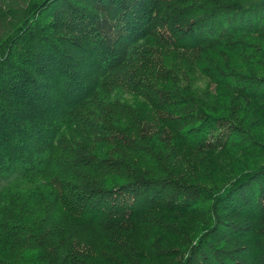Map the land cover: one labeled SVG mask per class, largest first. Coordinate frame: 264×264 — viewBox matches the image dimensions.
<instances>
[{"label":"trees","instance_id":"1","mask_svg":"<svg viewBox=\"0 0 264 264\" xmlns=\"http://www.w3.org/2000/svg\"><path fill=\"white\" fill-rule=\"evenodd\" d=\"M257 124L264 0H0V264H264Z\"/></svg>","mask_w":264,"mask_h":264},{"label":"rangeland","instance_id":"2","mask_svg":"<svg viewBox=\"0 0 264 264\" xmlns=\"http://www.w3.org/2000/svg\"><path fill=\"white\" fill-rule=\"evenodd\" d=\"M256 1H258V0H239V2H241L242 4H245V5L248 4V3L250 4V3L256 2ZM151 53L153 55H156V56L159 55V57H161V58L163 57L165 61H166V59H168V56L163 55L162 53H157V52H153V51H151ZM131 66L132 65H129L125 69V74L128 75V74H130L132 72V70L136 69V68H130ZM177 74H179V72ZM175 81L177 83H179V75L176 76ZM207 84L208 83H207L205 78L198 77L197 83H194L195 90L197 89L198 93L199 92L201 93L202 91H206V90H208L209 92H213L214 93V86L213 85H209V89H208V85ZM163 89L165 91H169L170 92V88L168 86H164ZM124 98L128 99V96H125ZM128 100H130V99H128ZM224 100H226V98H219V97L217 98V97H215L213 99V102H215L216 105H217V103L218 104H222V102L224 103ZM258 109L260 110L259 107L257 108V110ZM249 122H250V120H249ZM257 123H259V122H257ZM255 129H256V131L254 132L255 136L258 139L264 140V125L257 124ZM211 172H214V169H212ZM16 181H17V176L16 175L1 176L0 177V193L7 190L6 191V196L7 197L8 196L11 197L12 194L18 193L22 188H21V186H19L16 183ZM17 189H19V190H17ZM135 230H136L135 232L138 233L139 230H137V229H135ZM137 233H135V234H137ZM84 234H85L84 235L85 237L82 238V239H84L83 245H85V248L86 247L92 248L94 250V252H97L99 250L100 252H102V255H104L103 253L107 254L109 252V250L110 251L114 250V247L109 244L110 243V240H109L110 237L106 236V233H103V232H101L99 230H96L94 228H90ZM108 240H109V242H108ZM136 240L137 241L134 243V246L138 250V246L143 245V244L146 243V236H144V237L140 236L139 237V234H138ZM86 263L87 264H106V263L102 262L99 259L98 260L93 259L92 261H87ZM135 263L136 262H134L133 264H135ZM127 264H131V263H127ZM142 264H151V263L142 262Z\"/></svg>","mask_w":264,"mask_h":264}]
</instances>
